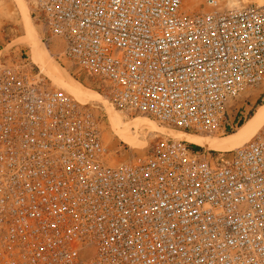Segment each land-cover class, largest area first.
<instances>
[{"label":"built area","instance_id":"built-area-1","mask_svg":"<svg viewBox=\"0 0 264 264\" xmlns=\"http://www.w3.org/2000/svg\"><path fill=\"white\" fill-rule=\"evenodd\" d=\"M24 1L57 64L125 118L223 136L245 120L233 102L264 84V6ZM102 126L0 50V264H264V128L221 153L169 138L111 164Z\"/></svg>","mask_w":264,"mask_h":264},{"label":"rangeland","instance_id":"rangeland-1","mask_svg":"<svg viewBox=\"0 0 264 264\" xmlns=\"http://www.w3.org/2000/svg\"><path fill=\"white\" fill-rule=\"evenodd\" d=\"M203 1L204 0H183V8L187 12H199L202 9ZM250 5L264 6V0H228L226 4L227 7H241ZM42 38L43 32L41 28L30 18L28 6L24 0H0V50H2V54L7 56H13V54H17L23 56V58H28L30 66L33 68V73L38 74L39 78L43 79V81L47 83V86L74 96L73 93L64 90V87H62L63 84L61 82L50 79V77L42 73L38 66H36L31 61L30 48L28 47L27 43L32 41L34 44L36 43V46L38 45V47H44L43 50L46 56L44 57L46 60V65L57 75H59V77L67 80V82H73L76 86L81 87L87 92L93 93V98L90 99V101L76 95L74 98L76 97L80 102H84L90 106H93L95 115L98 117H103L102 143L111 153V164L129 162L143 158L150 151L152 145L162 139L170 138L179 140L175 137L176 134H174L177 131H171L168 128L158 125L152 120H148L153 123V126H155H152L151 129H147L145 127L139 129L134 128V126L139 124V122L140 124L146 123V119L138 117L125 118L121 114L115 112L106 102L104 96L94 88L92 82L89 79L85 78L83 75L74 74L73 69L65 61H63L62 64L60 63L61 65L57 64L55 57L61 51L60 46H56V44L52 43L51 47L47 49L41 41ZM258 103L261 106H264V84L245 90L231 105V108L229 109L230 117L233 119L235 116H242V118L245 116V120L242 123L246 124L254 116L258 108L261 107L257 106ZM110 114H114L115 116L123 119L124 124L128 126L133 132L132 134L136 136L138 141L136 146L128 145L120 140L115 131L112 129ZM262 128H264V125H262L259 130ZM239 129L237 127L236 130H233L234 133L232 135L196 136L205 138L207 140L216 141L217 139L218 142L223 141L225 144L234 143L237 141L240 143V145L237 147H240L246 142H243L241 138L237 139V137H233L234 134L236 135L238 133ZM231 136L232 138H230ZM252 137H250V139ZM183 142L187 146L191 145V143H187L185 141ZM198 147L202 148V150L199 152L204 151L209 154H211L212 151L216 153L228 151V148H223L224 150H211L208 147ZM223 157L225 156L221 154H215L214 156L215 159H221Z\"/></svg>","mask_w":264,"mask_h":264},{"label":"bare ground","instance_id":"bare-ground-1","mask_svg":"<svg viewBox=\"0 0 264 264\" xmlns=\"http://www.w3.org/2000/svg\"><path fill=\"white\" fill-rule=\"evenodd\" d=\"M27 44H28V47L30 48L31 61L36 66H38V68L41 70L42 73L46 74L53 81L61 82L63 84L62 87H64V90H67V91L73 93L74 96L76 95L78 97H81V98H83L85 100H89V101H90V99L93 98V93L85 91L84 89L76 86L73 82H71L69 80H68L69 82H67V80H64L63 78L59 77V75H57L53 70H51L46 65V60L44 59V57H46L44 50H43L44 47H42V46L38 47V45L36 46V43L34 44V42H32V41H29ZM64 78H66V77H64ZM74 96H71V97L74 98ZM74 99L81 104H86L84 102H80L76 97ZM110 116H111L110 119L112 122V129L115 131L116 135L120 138V140H122L124 143H126L128 145L136 146V144L138 142L136 139V136H134L132 134L133 132L130 130V128L124 124L123 119L115 116L114 114H110ZM145 122L146 123H142V124H140V122H139V124L135 123L136 125L134 126V128L139 129V128L145 127L147 129H151L153 126V123H151L147 119ZM262 125H264V106L259 107L258 110L256 111V113L254 114V116L246 124H244L239 129L238 133L236 135L234 134L235 136L233 135V137H237V139L241 138V140H243V142L247 143V141L250 139V137H252L254 134H256ZM153 127H155V126H153ZM174 134H176L175 137L181 141H185L187 143L195 144L197 146L208 147L211 150H221L223 148H228V150L229 149L233 150V148H235V147L237 148V146L240 145V143L237 141L234 143L225 144L221 140H220L221 142H218L217 139H216V141L207 140L205 138L198 137L196 135L186 134V133H182V132H176ZM172 136H174V135H172ZM230 138H232V136Z\"/></svg>","mask_w":264,"mask_h":264},{"label":"trees","instance_id":"trees-1","mask_svg":"<svg viewBox=\"0 0 264 264\" xmlns=\"http://www.w3.org/2000/svg\"><path fill=\"white\" fill-rule=\"evenodd\" d=\"M257 106H261L259 103L257 104ZM243 124H245V123H240L239 125H238V129L243 125ZM234 132L233 131H230V132H228L226 135H232ZM189 148H190V150H192L193 152H199V151H201L202 150V148H200V147H198V146H196V145H189L188 146ZM212 154H214V153H216V152H211Z\"/></svg>","mask_w":264,"mask_h":264},{"label":"crops","instance_id":"crops-1","mask_svg":"<svg viewBox=\"0 0 264 264\" xmlns=\"http://www.w3.org/2000/svg\"><path fill=\"white\" fill-rule=\"evenodd\" d=\"M29 16H30V14H29Z\"/></svg>","mask_w":264,"mask_h":264}]
</instances>
